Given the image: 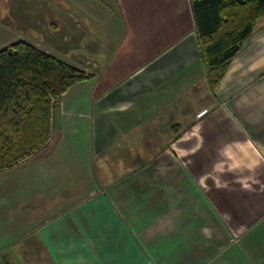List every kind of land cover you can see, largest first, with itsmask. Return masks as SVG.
Returning a JSON list of instances; mask_svg holds the SVG:
<instances>
[{
  "label": "crops",
  "instance_id": "1",
  "mask_svg": "<svg viewBox=\"0 0 264 264\" xmlns=\"http://www.w3.org/2000/svg\"><path fill=\"white\" fill-rule=\"evenodd\" d=\"M35 2L10 43L91 77L0 175V264H264V14L212 87L189 0Z\"/></svg>",
  "mask_w": 264,
  "mask_h": 264
},
{
  "label": "trees",
  "instance_id": "2",
  "mask_svg": "<svg viewBox=\"0 0 264 264\" xmlns=\"http://www.w3.org/2000/svg\"><path fill=\"white\" fill-rule=\"evenodd\" d=\"M210 85L215 87L264 14V0H189ZM81 69L29 42L0 48V175L31 159L51 140L52 111Z\"/></svg>",
  "mask_w": 264,
  "mask_h": 264
},
{
  "label": "rangeland",
  "instance_id": "3",
  "mask_svg": "<svg viewBox=\"0 0 264 264\" xmlns=\"http://www.w3.org/2000/svg\"><path fill=\"white\" fill-rule=\"evenodd\" d=\"M37 6H38V4H37V2H35V0H24V1L23 0H0V48L8 45L11 41V39H8V37H7L8 36L7 33L9 31V29L12 31V33L15 36L19 37V36L23 35L22 30L19 28L20 27V18L24 16V22H26V20L28 19L27 18L28 14L25 12L26 11H32L33 12L34 8H36ZM37 8H40V7H37ZM24 9H25V11H23ZM11 11H13L14 14L11 15ZM21 11H23V15H20V14H22ZM48 11H49V9L46 6L41 8L42 15H44L45 17L48 16ZM50 17H52V15ZM46 19H49V18L47 17ZM5 27H6V29H5ZM7 28H9V29H7ZM29 31H30V29H29ZM30 32L33 33L32 31H30ZM41 33H43V32L39 29L34 34L39 36ZM79 36H81V35H78V37ZM87 40H88V38L83 39L82 42H80L77 39L75 41L76 42L79 41V44H81V43L84 44L87 42ZM78 49H80V48H78ZM78 49H76V50H78ZM69 50H73V49H69ZM73 51H75V50H73ZM29 160H27V161H29ZM27 161H25V162H27ZM25 162H23V163H25ZM23 163H21V164H23ZM14 264H19V263L14 262Z\"/></svg>",
  "mask_w": 264,
  "mask_h": 264
}]
</instances>
